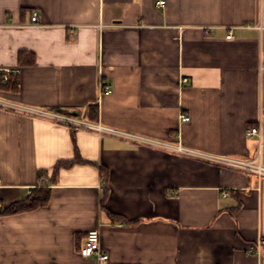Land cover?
I'll return each mask as SVG.
<instances>
[{"label": "crops", "instance_id": "1", "mask_svg": "<svg viewBox=\"0 0 264 264\" xmlns=\"http://www.w3.org/2000/svg\"><path fill=\"white\" fill-rule=\"evenodd\" d=\"M0 73V264H264V177L31 113L264 167V0H0Z\"/></svg>", "mask_w": 264, "mask_h": 264}, {"label": "built area", "instance_id": "2", "mask_svg": "<svg viewBox=\"0 0 264 264\" xmlns=\"http://www.w3.org/2000/svg\"><path fill=\"white\" fill-rule=\"evenodd\" d=\"M158 5L160 7H164L165 1H160ZM32 20L34 23L38 22L37 13L34 14ZM228 38L231 39L232 35L230 34ZM0 76H1V73H0ZM4 81H8V78L5 77ZM185 82H187V80H185ZM101 87H102L101 89H102L103 94L108 95L111 93V88L107 86H103L102 84H101ZM0 105L7 106V104L3 102L2 103L0 102ZM21 109H24V111L27 112L25 108H21ZM31 113H33L34 115L47 118L49 120L54 121L57 124L67 126L75 130H89V131L99 133L101 135L110 134V135H114V136L123 138L125 140H128L130 142H133L134 144L165 148V149L177 152L179 154L194 156L196 158H199L213 165H217V166L228 168V169L238 170V171L248 173V174H256L257 176L261 178L264 177V167H262L261 164L255 165L252 162H246V161L236 160V159L227 158V157L202 154V153L194 152L191 150H186L182 148L181 146H177V147L169 146L167 144L157 142L149 138L135 136L133 134L124 133V132H120L117 130L108 129L100 125L91 124L89 122H85L76 117H71L68 115H62V114L53 113V112H42V111H37V112L34 111ZM182 120L183 122H188L190 118L188 116L183 115ZM246 134L248 137H258L260 140V147H262L263 142H264V125H263L262 119L260 118L258 125L256 127L247 129ZM1 187L2 186L0 182V188ZM262 244H264V242ZM81 255L85 258L95 257L101 264L108 262L109 256L101 247V233L98 229L88 232L86 239H85V243L81 249Z\"/></svg>", "mask_w": 264, "mask_h": 264}, {"label": "trees", "instance_id": "3", "mask_svg": "<svg viewBox=\"0 0 264 264\" xmlns=\"http://www.w3.org/2000/svg\"><path fill=\"white\" fill-rule=\"evenodd\" d=\"M48 202L49 191L42 189L36 191L35 194L31 195L26 200L15 203L7 209H0V216L23 213L33 209L44 207L45 205H47Z\"/></svg>", "mask_w": 264, "mask_h": 264}]
</instances>
